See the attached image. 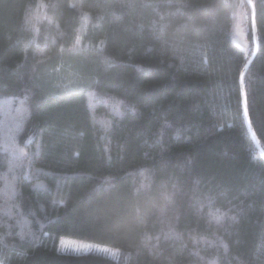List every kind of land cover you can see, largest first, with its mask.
<instances>
[{
    "label": "trees",
    "instance_id": "obj_1",
    "mask_svg": "<svg viewBox=\"0 0 264 264\" xmlns=\"http://www.w3.org/2000/svg\"><path fill=\"white\" fill-rule=\"evenodd\" d=\"M250 1L0 0V264H264Z\"/></svg>",
    "mask_w": 264,
    "mask_h": 264
},
{
    "label": "rangeland",
    "instance_id": "obj_2",
    "mask_svg": "<svg viewBox=\"0 0 264 264\" xmlns=\"http://www.w3.org/2000/svg\"><path fill=\"white\" fill-rule=\"evenodd\" d=\"M243 18H244V14L241 11L235 12L231 33L236 43L245 45L246 36H245V26H244ZM58 250L62 252H71L77 254L93 252L108 256H113L115 253L113 250H111L108 247L87 241L71 239L67 237L60 238L58 244Z\"/></svg>",
    "mask_w": 264,
    "mask_h": 264
},
{
    "label": "water",
    "instance_id": "obj_3",
    "mask_svg": "<svg viewBox=\"0 0 264 264\" xmlns=\"http://www.w3.org/2000/svg\"><path fill=\"white\" fill-rule=\"evenodd\" d=\"M245 1L249 5V7L251 9V31H252V42H253L254 49H253L251 57L249 58V60L245 64V66L243 67V70H242V72L240 74V85H241V82H242L243 74L245 73V71L249 67L250 62L252 61L253 57L255 56L256 50H257V42H256V39H255V31H254V9H253V5H252L250 0H245ZM241 103H242L243 113H244L246 126L248 128L249 134L252 137V140L254 141L256 147L259 148L258 144L254 140L253 134H252L251 129H250V124H249V120H248V116H247V111L245 110V98H244L242 87H241Z\"/></svg>",
    "mask_w": 264,
    "mask_h": 264
},
{
    "label": "clouds",
    "instance_id": "obj_4",
    "mask_svg": "<svg viewBox=\"0 0 264 264\" xmlns=\"http://www.w3.org/2000/svg\"><path fill=\"white\" fill-rule=\"evenodd\" d=\"M222 216H219V217H217V220L219 221V220H222Z\"/></svg>",
    "mask_w": 264,
    "mask_h": 264
},
{
    "label": "snow or ice",
    "instance_id": "obj_5",
    "mask_svg": "<svg viewBox=\"0 0 264 264\" xmlns=\"http://www.w3.org/2000/svg\"><path fill=\"white\" fill-rule=\"evenodd\" d=\"M245 110H246V101H245ZM60 203L63 204V201H61Z\"/></svg>",
    "mask_w": 264,
    "mask_h": 264
}]
</instances>
